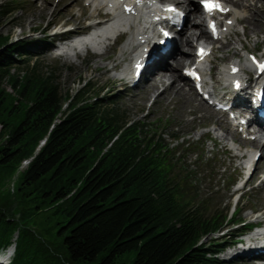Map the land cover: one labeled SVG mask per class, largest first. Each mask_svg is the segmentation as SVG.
<instances>
[{
  "label": "trees",
  "instance_id": "trees-1",
  "mask_svg": "<svg viewBox=\"0 0 264 264\" xmlns=\"http://www.w3.org/2000/svg\"><path fill=\"white\" fill-rule=\"evenodd\" d=\"M15 1L0 2V19L18 10ZM29 43L0 34L7 264H233L217 255L232 235H215L240 216L211 214L187 193V175L173 174L168 154L179 137L164 143L162 119L153 128L127 118L89 78L62 93L53 70L26 63Z\"/></svg>",
  "mask_w": 264,
  "mask_h": 264
},
{
  "label": "rangeland",
  "instance_id": "rangeland-1",
  "mask_svg": "<svg viewBox=\"0 0 264 264\" xmlns=\"http://www.w3.org/2000/svg\"><path fill=\"white\" fill-rule=\"evenodd\" d=\"M6 1L7 0H0V2ZM45 1H47L46 6H44ZM15 2H17L18 10L0 19V34L10 35V41L20 40L23 42H30L28 48L31 55L28 62H26L29 66L37 64V68L44 73L53 70L62 93L66 90H73L78 87L79 78H89L95 86L103 87V97L105 95L114 97L113 99L117 102L118 107L124 112L127 118L145 122L150 126L153 124V128H156L157 125L154 122L158 123L159 120L162 119V124L157 127L156 130L160 128L158 134L161 135L164 143H171L174 139V135L179 137L174 144L175 148L169 151L168 154L171 155L173 153V155H171L175 164L173 166V174L177 173L179 177L187 175V193L192 196L194 200H198L203 208L205 204L208 205V212L211 214L219 216L233 209V203L238 192L235 194L231 193L234 188L241 184V180L243 179V158L233 157V152L228 145L224 146L220 142L214 143L212 141L213 133L211 130H213L215 126L212 121L216 116L220 115L212 111L204 102V105L199 102L200 97L192 89V82H189L190 85H187L184 78H177V82L175 83L182 87L184 92L189 93L193 102L184 103V99L180 96H175L171 99L168 98L170 99L169 101H165L168 99H160L163 101L154 102L152 99V92L160 85L154 89L146 88L149 89L147 91L143 88L137 89L129 86L131 57L129 52L120 53V50L124 51L126 48L120 49L118 54L117 51L120 45L116 47L112 44V50L109 51V58L105 60L107 64H104L105 66L100 64L101 62L97 63V54L89 50L83 54H78L76 59L66 58L56 52V46L62 42L56 41V37L53 36L54 31H57V29L67 24H70L74 30L80 31L85 28L87 23L94 20V17L89 16L90 9L87 5L88 1L17 0ZM259 2L264 5V0H259ZM88 13L89 17L87 16ZM74 14H77V16L79 15V18L76 19ZM195 20H197L196 15H192L189 19V21L193 22ZM245 24L246 23H244V25ZM187 25L188 23L186 26ZM186 26L183 29H187ZM252 28L253 27H250L249 30ZM46 29L47 33L45 32ZM239 31H243L242 24L237 25L236 30L232 31L228 36L234 39L237 36L236 34H239L245 49L253 53H264V28L259 29L256 34H253L254 32H247L246 37ZM128 40H132V34L127 35L126 41ZM219 45V41L213 43L214 51L212 56L215 57L214 63L217 68L216 71L222 66H225L229 60L240 59V63L246 60L245 56H241L243 54L242 50L234 54L233 46L217 49ZM190 49L191 52H194L195 46L193 45ZM239 49L240 48H238V50ZM104 57L105 56L99 54L100 59ZM163 61L166 62L167 65H174L171 58L164 59ZM98 65L100 68L96 67ZM114 65L116 66L114 69H107V67H113ZM20 66L22 71L26 69L22 64ZM181 66L182 65L176 70L178 73ZM104 67L107 71L101 69ZM121 70L124 71L123 81L125 84L123 86L125 89L121 87L122 85L119 84L117 79L113 78L115 72ZM4 87L13 92V88L7 83H5ZM216 88L222 90L224 87L222 85H217ZM167 93H169V91ZM172 99H175L172 101L175 105L168 104ZM180 106L182 109H180ZM203 108H206L208 112H205ZM190 110L192 112H190ZM223 118L222 116L221 119ZM223 125L229 126L226 123ZM246 148H249L251 151L245 156V160L250 157L255 147L247 143L246 146L242 147V150ZM258 161H261V159ZM260 165L264 166V159L261 161ZM263 173L264 172L254 177L252 182H249V185L242 189V197L236 204L237 216H240L241 220L245 221L244 223L250 222L255 219L256 216L249 209H241L240 207L248 202L250 204H258L264 197V189L260 191L257 188L261 176L264 175ZM180 183L182 182L180 181ZM7 188H11V184H8ZM49 212L50 210L44 213ZM47 223L48 222H43V224ZM225 230L220 231L216 237H220ZM256 230L257 229L253 231ZM209 239L210 238L201 239V241L206 243ZM239 246H241V244L231 245V247L228 245L218 254V257L227 263L254 264L252 260H248L247 258L240 256L231 257L226 254L228 251H232Z\"/></svg>",
  "mask_w": 264,
  "mask_h": 264
},
{
  "label": "bare ground",
  "instance_id": "bare-ground-1",
  "mask_svg": "<svg viewBox=\"0 0 264 264\" xmlns=\"http://www.w3.org/2000/svg\"><path fill=\"white\" fill-rule=\"evenodd\" d=\"M80 0H77L79 2ZM88 1L87 5L90 9V17H95L101 10L109 12L110 17H108L105 21L101 22V25L105 24H112L110 26H105L99 36L94 39L93 41L87 40L88 36H82L79 39H69L67 41L62 42L58 46H56V52L66 58L76 59L78 54L83 50L87 49L88 47L93 50L94 53L97 54L98 62L100 64H105V60L109 58V51L112 50V41L113 37L117 32L124 31L127 35L132 34V40L126 41L123 45L118 47V54L119 50L122 48H126V50H120L122 52H129L131 57V61L136 63H140L142 59H144V47L149 46V42H156L161 35L155 36V29L154 24L151 20L160 17L163 14V11L157 6V2H151L148 0H86ZM174 2L178 8H180L184 12V19L183 22L179 27L174 28L173 33L170 36V40L172 42L171 50L169 51L168 55L161 56L159 60L153 62L150 67L149 71L146 74V77L143 82L139 83L138 85L134 86L135 88H143L146 91L150 89L158 88L154 90L153 93V101H163L160 99H168L173 98L175 96H180L184 99V103H190L192 101L191 96L188 92H184L183 88L178 86L175 82L177 78H184L186 84L190 85L189 82L192 80L183 72L185 67L190 66V64H195V71L200 73L203 72V83L204 88L203 92L208 93L210 95H224L228 97L230 101H233L232 107L236 110V113H241V111L248 107L249 102L253 96L252 88L255 87L256 84L260 82H264V72L261 75H255L256 70L254 68V64L250 63L247 59L240 63V60H229V63H233L232 66L226 64L218 69L215 73L210 72V76H207L208 70L211 68H216L215 66V57L211 54H208L203 61L201 62H194L195 51L197 48V43L203 37H210V31L208 29V23H204L203 20L204 12L202 7L195 1V0H167ZM232 1V2H231ZM224 6L223 9L229 8L227 16L223 20L217 18L218 22L220 23V32L218 34V41L220 45L217 49H224L229 48L231 46L234 47L233 53H237L238 51H245L249 52L245 49L244 44L242 43V39L239 37V34H236V38H230V33L235 31L237 25H243V31H239L242 33L243 36H247V32L256 34L259 29L264 28V5L259 2V0H222L221 1ZM47 5V1H45L44 6ZM261 11V12H260ZM192 15H196L197 20L189 21ZM75 18H79V15L74 14ZM88 16V17H89ZM225 19H229L230 22H225ZM188 21V22H187ZM68 22V20H67ZM188 25L186 26V24ZM244 23H246L244 25ZM187 29H183L184 27ZM250 27H253L251 30ZM257 27V29H256ZM254 30V31H253ZM240 39H239V38ZM145 40H147V44H144ZM233 40V41H232ZM127 43V44H126ZM256 44V41H255ZM126 45V46H125ZM195 46L194 52H191V47ZM239 46V47H238ZM238 48H240L238 50ZM214 51V47L212 48V53ZM251 51V49H250ZM106 54H105V53ZM104 53V54H103ZM99 54L101 56H105L104 58H99ZM261 57H264V53H259ZM172 59L174 65H167L164 62V59ZM96 61V59H95ZM99 64V65H100ZM96 66L97 68H100ZM104 65V66H105ZM113 65V64H112ZM111 65V66H112ZM179 73L176 71L177 68L180 66ZM107 67L108 70L114 69L116 66ZM235 67H238V71L232 74V77L235 79L239 78L237 82L239 83L238 92L230 94L229 97L226 91L218 90L216 88L217 85L224 86L228 82V73ZM187 68V69H188ZM105 71H107L104 68ZM185 70V69H184ZM131 72V78L132 73ZM122 75H124V71H116L113 75V78L119 81V84L122 85L121 87L124 88L125 82L123 81ZM212 80L211 82L209 80ZM234 79V80H235ZM253 84V86H252ZM232 85V83H230ZM120 87V88H121ZM258 87L264 88V84ZM125 89V88H124ZM194 89V88H193ZM251 90V92H248ZM169 91V93H167ZM201 95L199 93H196ZM152 95V94H151ZM165 100V101H169ZM168 102V104H173L172 101ZM203 98L201 95V99L199 102L203 104ZM164 101V102H165ZM181 101V100H180ZM193 102V101H192ZM207 103V101L205 100ZM166 103V102H165ZM181 103V102H180ZM209 104L207 103V106ZM187 106V105H186ZM210 106V105H209ZM208 106V107H209ZM210 108V107H209ZM180 109L181 106H180ZM208 109V108H207ZM205 112H208L206 108H203ZM213 111V110H212ZM190 112H192L190 110ZM223 114L220 116H216L212 122H214V128L211 130L213 133L212 141L214 143L220 142L224 146L230 148L233 152V157H240L243 158L242 164L244 166L252 159L257 151H259V159L261 161L264 159V130L258 129L253 132H245L239 131L237 127L234 126H224L223 124H234V120L231 118L226 119ZM218 119V120H217ZM217 120V121H216ZM250 127V126H249ZM248 127V128H249ZM254 136L253 139L250 137ZM249 137V138H247ZM252 145L255 149L251 152L250 157L245 160V156L249 154L251 151L249 148L242 150V147L246 146V144ZM261 161H257L254 165L253 171L251 176L248 178V182H252L254 177L260 175V173L264 172V166H261ZM28 159L22 161L21 167L26 165ZM264 174V173H263ZM257 188L262 191L264 189V178L260 183L257 185ZM240 190V184L234 188L231 194H235ZM264 197L261 202L258 204H250L245 203L240 208L249 209L252 213L255 214L256 219H264ZM264 221V220H263ZM264 234V230H256L251 232L246 238L247 239H257L261 234ZM235 242L234 239L229 240L228 243ZM253 248H255V244L251 243H242V246L234 248L232 251H228L226 254L228 256H244L249 258V255H252Z\"/></svg>",
  "mask_w": 264,
  "mask_h": 264
},
{
  "label": "snow or ice",
  "instance_id": "snow-or-ice-1",
  "mask_svg": "<svg viewBox=\"0 0 264 264\" xmlns=\"http://www.w3.org/2000/svg\"><path fill=\"white\" fill-rule=\"evenodd\" d=\"M205 3V8L208 11H212L214 8H220L221 6L218 3H214V2H210V0H204ZM173 10L174 9H170ZM165 35H167V33H165ZM201 54H203V49H201ZM261 71H264V64H261L260 66Z\"/></svg>",
  "mask_w": 264,
  "mask_h": 264
}]
</instances>
